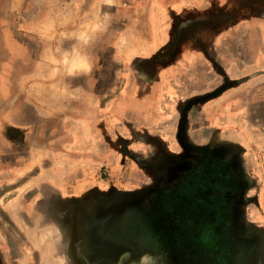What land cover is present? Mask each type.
<instances>
[{
    "label": "rangeland",
    "instance_id": "rangeland-1",
    "mask_svg": "<svg viewBox=\"0 0 264 264\" xmlns=\"http://www.w3.org/2000/svg\"><path fill=\"white\" fill-rule=\"evenodd\" d=\"M203 168L264 264V0H0V264H215Z\"/></svg>",
    "mask_w": 264,
    "mask_h": 264
},
{
    "label": "flooded vegetation",
    "instance_id": "flooded-vegetation-1",
    "mask_svg": "<svg viewBox=\"0 0 264 264\" xmlns=\"http://www.w3.org/2000/svg\"><path fill=\"white\" fill-rule=\"evenodd\" d=\"M206 165L210 168L212 166L210 163ZM209 172L207 168H203L188 174V180L177 186L174 195L177 197L178 208L184 211L179 215L188 221L189 228L195 235L193 239L199 242L204 248L203 251L210 253V259L215 264H227V261L234 257V252L237 256L243 255L245 237L242 233H237V244L228 242L227 235L232 218L231 173L228 176L226 172L224 178L222 175L218 177V170L214 176L213 173L208 174ZM228 193L229 196L226 195ZM145 233L143 232L144 235ZM153 236L149 238L152 241Z\"/></svg>",
    "mask_w": 264,
    "mask_h": 264
},
{
    "label": "water",
    "instance_id": "water-1",
    "mask_svg": "<svg viewBox=\"0 0 264 264\" xmlns=\"http://www.w3.org/2000/svg\"><path fill=\"white\" fill-rule=\"evenodd\" d=\"M140 234H141L142 236L144 235V234H142V233H140ZM151 234H152L151 232H146V233H145L144 238H143L144 243H148L147 241H149V240H150L149 238L152 237Z\"/></svg>",
    "mask_w": 264,
    "mask_h": 264
},
{
    "label": "crops",
    "instance_id": "crops-1",
    "mask_svg": "<svg viewBox=\"0 0 264 264\" xmlns=\"http://www.w3.org/2000/svg\"><path fill=\"white\" fill-rule=\"evenodd\" d=\"M77 63H80V62H78V61H76L74 64H77ZM82 63H80V65H81Z\"/></svg>",
    "mask_w": 264,
    "mask_h": 264
}]
</instances>
